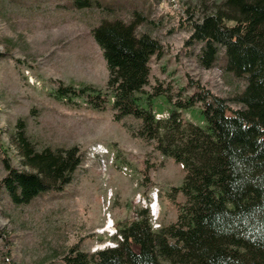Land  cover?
Instances as JSON below:
<instances>
[{"label": "rangeland", "instance_id": "374dc122", "mask_svg": "<svg viewBox=\"0 0 264 264\" xmlns=\"http://www.w3.org/2000/svg\"><path fill=\"white\" fill-rule=\"evenodd\" d=\"M75 1L0 0V264H61L73 245L88 253L114 247L118 228L139 209L150 215L156 194L155 228L175 222L184 202L172 191L182 183V166L132 137L128 127L136 128V119L114 121L110 101L99 111L82 99L65 102L54 95L59 82L106 91V65L91 35L100 21L130 23L135 13L144 18L136 34L161 46L160 55L151 58L147 91L160 83L172 100L179 93L184 99L198 85L238 108L232 99L245 86L243 78L224 70L222 54L212 68L203 69L196 60L198 44L186 43L192 18L187 9L198 19L217 0H93L99 5L88 8L76 7ZM170 110L166 96L153 99L156 118ZM180 115L204 124L198 106ZM17 123L36 150L77 147L81 156L69 184L28 203L14 202L1 184L7 165L28 171L18 161ZM109 219L112 230L97 233Z\"/></svg>", "mask_w": 264, "mask_h": 264}, {"label": "trees", "instance_id": "16d2710c", "mask_svg": "<svg viewBox=\"0 0 264 264\" xmlns=\"http://www.w3.org/2000/svg\"><path fill=\"white\" fill-rule=\"evenodd\" d=\"M76 0L78 8L98 6ZM186 27L188 45L198 44L196 60L212 68L220 54L224 70L245 80L243 91L229 101L201 86L190 96L172 100L160 83L150 85L151 58L161 53L159 42L137 35L144 23L135 13L130 23L102 20L91 29L107 69L106 91L75 88L59 82L54 95L71 102L82 99L96 110L110 101L114 121H138L128 127L132 137L153 146L161 156L180 164L179 187L184 202L176 221L154 229L147 208L118 228L115 247L93 253L70 246L61 264H264V0H217ZM166 96L171 110L156 118L153 99ZM199 107L203 125L183 120L180 111ZM18 161L28 171L7 164L2 186L16 203L69 184L81 163L77 147L36 150L16 125L13 133Z\"/></svg>", "mask_w": 264, "mask_h": 264}, {"label": "bare ground", "instance_id": "6f19581e", "mask_svg": "<svg viewBox=\"0 0 264 264\" xmlns=\"http://www.w3.org/2000/svg\"><path fill=\"white\" fill-rule=\"evenodd\" d=\"M154 204L152 205V211H153V213L154 214H158V212H159V205H158V196H157V194H156V200H155V202H153ZM113 225H112V221L109 219L108 220V222H107V226H106V228L103 230H98L97 231V233H103V232H105V231H108V230H112V227ZM112 233H113V231H112Z\"/></svg>", "mask_w": 264, "mask_h": 264}, {"label": "built area", "instance_id": "2783aa9c", "mask_svg": "<svg viewBox=\"0 0 264 264\" xmlns=\"http://www.w3.org/2000/svg\"><path fill=\"white\" fill-rule=\"evenodd\" d=\"M153 218L155 217V216H152ZM153 221H155L154 219H153ZM155 226V224H153V227Z\"/></svg>", "mask_w": 264, "mask_h": 264}]
</instances>
